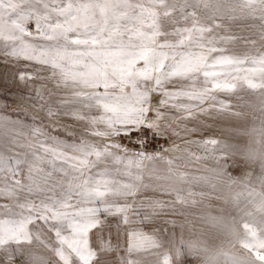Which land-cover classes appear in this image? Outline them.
<instances>
[{"label":"snow or ice","instance_id":"6c2138e0","mask_svg":"<svg viewBox=\"0 0 264 264\" xmlns=\"http://www.w3.org/2000/svg\"><path fill=\"white\" fill-rule=\"evenodd\" d=\"M238 13L259 19L258 38L264 45V0H0V54L5 62L22 58L47 66L55 87L68 93L61 107L87 110L64 114L86 122L85 134L96 138L69 142L51 135L35 118L32 125L9 121L29 128L31 136L27 143L13 141L28 151L0 152V199L9 201L0 204V264H142L131 257L149 251L156 264L161 257L162 264H184L189 255L200 264H264V51L255 56L231 52L229 45L237 39L256 43L231 34L230 22L240 18ZM246 63L252 67L244 68ZM31 78L19 75L21 81ZM243 85L260 90L261 126L252 130L256 147L244 150V159L258 164L259 174L253 178L249 172L243 181L223 179L230 175L232 146L215 138L185 140L202 149V155L187 147L183 151L198 162L214 161L223 183H242L244 192L234 200L239 204L243 197L257 208L259 227L245 224V235L237 237L243 256L183 239L165 249L175 237L165 225H184L176 220L159 225L157 218L176 215L177 205L188 203L177 186L187 182V174L176 163L188 160L166 161V175L156 179L167 183H144L145 162L165 159L159 152L144 151L149 136L156 140L183 132L191 137L202 117L225 112L240 116L218 94L234 95ZM45 90L36 87L33 97L30 87L27 97L41 102V111L47 103ZM46 114L58 113L49 106ZM5 119L0 117V123ZM189 122L197 126L188 127ZM179 150L175 144L164 149ZM22 166L27 169L23 179ZM144 191L174 199L141 197ZM193 195L189 190L187 196ZM109 217L118 218L117 238L122 227L127 229L123 253L112 243ZM218 222L235 235L223 220ZM137 224L152 227V234ZM45 229L54 240L44 238ZM94 229L95 246L89 237ZM34 246L52 258L37 255Z\"/></svg>","mask_w":264,"mask_h":264},{"label":"rangeland","instance_id":"374dc122","mask_svg":"<svg viewBox=\"0 0 264 264\" xmlns=\"http://www.w3.org/2000/svg\"><path fill=\"white\" fill-rule=\"evenodd\" d=\"M240 18L230 22L231 34L236 37H245L250 40H256L255 45L243 39H237L229 45L233 54L243 56H255L259 52L264 51V45L258 38V31L261 22L259 19H252L246 17V14H237ZM31 28L32 25H29ZM244 68L252 67L250 63L243 65ZM20 73H25L26 76H31V79L21 81L19 79ZM51 70L47 66L29 62L24 59H10V62H5V57L0 54V117L6 119L0 123V152L5 155H13L17 152H25L28 149H21L13 144V141L27 143L31 133L27 127L22 128L19 124H12L10 120H19L21 124L32 125L33 118L36 121H42L45 130L49 131L51 135L56 136L66 141H79L80 139L96 140L95 137L86 135L84 130L88 127L84 121H76L69 115L64 113L67 111H84L79 105H71L69 108L61 107V100L68 95L66 90L57 89L55 81L49 79ZM42 77L43 79H40ZM254 82L259 83L258 77L254 78ZM45 86L44 92L47 103L44 105L45 110H40V103L35 99H27L30 87L32 88V96H35L34 89L36 87ZM259 89H248L247 85L239 88L236 94L226 96L218 94V98L230 101L233 105L231 112H240V116L231 115L230 112L214 114L213 117H202V123L198 130L192 134L191 137L185 136L183 132L180 136L174 137L169 134V147L173 144L178 145L180 150L174 151L169 155L163 156L164 160H154L152 162H145L143 170L144 183L156 186L158 184L167 183L164 180H157V176H164L167 173L168 159H175L177 157H184L188 160L184 164L180 160L176 163L180 165L179 171L187 174L186 183L177 182V186L183 189L182 195L188 199L187 204H178L177 213L163 215L157 218L158 224L163 225L165 220H176L184 226L173 229L171 225H165L169 232H174V239H170L165 243V249L171 247L172 244H178L181 239L185 242L191 241L197 245L208 247L215 251L221 247L225 251L233 254L243 256L245 250L236 242L237 237H242L246 233L245 224L249 227H259L258 221L261 214L257 208L248 203L241 197L239 204L234 200L240 193L244 192V185L237 183L227 185L223 183V179H233L243 181L249 172L253 173V178L259 174L258 164H253L244 159V150L248 147H256L253 141L257 138L253 133V129H259L261 126V113L259 112ZM238 97L242 99H238ZM237 105H242L237 107ZM52 107L58 114L54 117H49L46 114L47 107ZM91 114H96L95 111ZM195 123H190L188 127H196ZM215 138L224 141L232 146L229 150L227 163L230 165L227 172L228 177H222L219 173V165L214 161H196L194 158L188 157L187 153L183 151L185 147L192 153L203 154V150L196 145H186L187 139H204ZM11 149V151H9ZM232 153H235L234 155ZM221 153H217L220 155ZM26 166L21 167L20 178L23 179L26 175ZM193 177H202L200 180H193ZM175 179V177H173ZM252 185H249L251 187ZM259 190L258 183L255 184ZM194 195L187 196L188 191ZM203 193V196L199 195ZM143 196H153L159 199H174V197L159 196V193L152 191H144ZM196 203H191L192 200ZM9 203L5 199H0V204ZM251 213L252 215H246ZM103 218V217H102ZM212 218H216L213 220ZM255 218V219H254ZM112 222L111 235L112 243L119 244L123 253V248L126 247L127 237L124 235L126 228H121V235L117 238L115 221L118 218H108ZM223 220L234 231L235 235L230 236L228 232L218 222ZM32 227V226H30ZM139 230L151 235L152 227H145L143 225H134ZM96 230L89 233L90 242L93 246L96 244ZM108 231H105V238L108 236ZM45 239H53L54 234L44 230ZM234 245V247H233ZM37 255H42L46 258H52V254L46 249L33 247L32 249ZM132 259H140L142 264H156L157 257L149 252L134 253ZM161 264H162V257ZM223 259V258H222ZM184 264H200L199 260L189 255Z\"/></svg>","mask_w":264,"mask_h":264},{"label":"built area","instance_id":"2783aa9c","mask_svg":"<svg viewBox=\"0 0 264 264\" xmlns=\"http://www.w3.org/2000/svg\"><path fill=\"white\" fill-rule=\"evenodd\" d=\"M137 134H133V138L136 137ZM167 138L161 137L158 138L156 140H153L151 138V136H149V141L148 144L146 146V148L144 149V151H147L149 153H155V152H159L162 156L165 155H169L172 152H166L164 151V149L169 148V134L166 133ZM123 144L128 145L129 147H131V145L129 144V141L127 139H124L123 141H121Z\"/></svg>","mask_w":264,"mask_h":264},{"label":"crops","instance_id":"0c3cea01","mask_svg":"<svg viewBox=\"0 0 264 264\" xmlns=\"http://www.w3.org/2000/svg\"><path fill=\"white\" fill-rule=\"evenodd\" d=\"M167 111H170V112H171V110H170V109H168ZM172 114H174V113H172ZM190 123H192V122H190ZM188 125H189V124H188ZM174 137L176 138V137H178V136H174Z\"/></svg>","mask_w":264,"mask_h":264}]
</instances>
